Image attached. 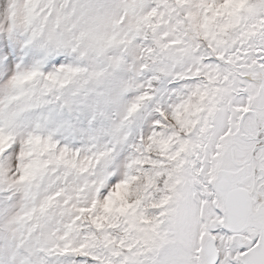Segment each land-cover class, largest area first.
<instances>
[{
    "label": "snow or ice",
    "instance_id": "obj_1",
    "mask_svg": "<svg viewBox=\"0 0 264 264\" xmlns=\"http://www.w3.org/2000/svg\"><path fill=\"white\" fill-rule=\"evenodd\" d=\"M0 264H264V0H0Z\"/></svg>",
    "mask_w": 264,
    "mask_h": 264
}]
</instances>
